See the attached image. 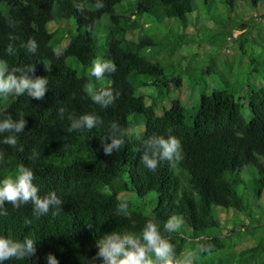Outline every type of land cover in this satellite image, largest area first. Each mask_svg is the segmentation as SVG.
<instances>
[{"label":"trees","instance_id":"trees-1","mask_svg":"<svg viewBox=\"0 0 264 264\" xmlns=\"http://www.w3.org/2000/svg\"><path fill=\"white\" fill-rule=\"evenodd\" d=\"M217 1L216 8L210 0H0L5 75L48 80L43 99L27 92L0 98V121H25L15 146L3 143L12 131L0 133V179L23 165L34 173L38 197L54 193L62 201L47 213L31 200L0 205V237L34 241L33 252L3 264H50L49 256L58 264H105L98 241L116 233L143 243L149 220L175 260L264 264V229L254 231L264 226V90H246L249 122L242 99L226 88L201 94L185 116L187 70L167 72L166 60L155 58L165 37L148 34L142 20L167 33H201L211 23L233 21L229 31L217 30L230 39L246 35L247 21H264V0ZM237 3L242 13L233 11ZM232 29L242 32L233 37ZM227 50L220 45V57ZM97 58L112 65L99 80L90 75ZM105 90L111 93L106 105L92 100ZM86 115L95 118L91 129L82 122ZM170 136L179 148L162 159L156 141ZM113 139L123 145L106 153ZM144 155L156 159V170L142 163ZM120 202H127V213ZM174 215L181 227L166 231Z\"/></svg>","mask_w":264,"mask_h":264},{"label":"clouds","instance_id":"clouds-1","mask_svg":"<svg viewBox=\"0 0 264 264\" xmlns=\"http://www.w3.org/2000/svg\"><path fill=\"white\" fill-rule=\"evenodd\" d=\"M50 27H54L52 24ZM237 30V29H235ZM239 31V30H238ZM235 32V31H234ZM241 34L242 31H239ZM233 37L234 33L232 34ZM35 48V45H32ZM8 51L11 53L12 48L9 46ZM105 69L112 70V65L107 62H102L99 58L92 61L90 66V75L101 79ZM8 71L6 64L0 61V98L7 99L9 94L17 96L27 94L36 99H43L46 92V78L30 79L26 77L13 76L11 74L5 75ZM31 71V69H29ZM105 97L109 99L106 100ZM111 99L110 91H101L92 96L94 102L106 105ZM185 103V100L183 101ZM192 105V104H191ZM82 122L91 129L95 123L93 116L86 115L82 117ZM25 127L23 119L18 122H13L11 118L0 121V133L12 131L13 134L8 135L3 143L10 146L17 144V136L15 133H20ZM73 128L79 127V123L73 124ZM72 129L69 128V131ZM159 146L161 158H170L171 155L179 148L180 141L176 137H169L167 140L160 138L156 141ZM123 145L122 139H113L112 144L105 148V152H111L112 148H119ZM155 155V153H154ZM142 163L150 170L157 169V161L154 158H149L144 155ZM34 173L30 168L23 165L19 166L14 175L0 179V205L5 201L10 202L13 207H18L17 201L26 203L31 200L34 204L35 210L38 213H47L50 206H58L62 203L54 193H50L45 198L37 196L38 188L33 183ZM118 207L122 212H128L127 202H120ZM58 211V209H57ZM57 213H53L56 215ZM166 231H178L181 227V221L177 216H172L163 225ZM142 240L131 235H124L123 237L112 233L105 236L104 239L98 241L99 253L98 255L104 258L105 264H190V261H181L173 259L172 245L161 237L156 223L149 220L142 231ZM33 239L28 238L23 244L13 242L11 239L0 237V264L13 257L17 259L24 258L28 253L34 251ZM50 264H58L57 260L52 256L48 257Z\"/></svg>","mask_w":264,"mask_h":264},{"label":"rangeland","instance_id":"rangeland-1","mask_svg":"<svg viewBox=\"0 0 264 264\" xmlns=\"http://www.w3.org/2000/svg\"><path fill=\"white\" fill-rule=\"evenodd\" d=\"M196 3L198 5L199 3L202 4L199 0ZM210 3L217 8L219 1L210 0ZM238 5L239 3L235 5L233 11L242 13L243 11L237 7ZM226 7L228 6L226 5ZM259 8V13H262L264 3ZM210 10L212 14L220 17L219 9L213 10L211 8ZM200 13L202 15L201 20H205L204 12L200 11ZM251 15L254 17L258 13L253 12ZM196 16L198 17V15H193L194 19ZM142 20L145 21L144 30L148 34L165 37L161 41L160 46L162 47L155 53V58L161 61L166 60L168 63L167 72L171 74L177 73L176 71L187 70L186 74L182 76L183 86L188 89L187 92L184 90V93H186L185 103L183 104L186 109L185 116L191 111L192 106L196 104L201 94L209 95L213 90L226 88L230 89L236 100L242 99V116L247 122L251 120L250 110L246 107L244 100L247 97L246 90H264V21H247L248 31L246 35L239 39H230L228 36L223 37V33L217 32V30L224 28L229 31L234 24L233 21H221L220 24L211 23L203 28L201 33H196L190 29L167 33L164 27L153 20ZM71 24L73 25L74 22L71 21ZM99 26L95 28L94 32L97 37H101L102 33L104 34V32L99 33ZM172 28L174 29V27ZM231 31L234 36L240 33L235 29ZM178 42L179 44L176 45ZM223 44H227L229 48L223 53L228 55L227 58L224 57L225 55L220 57V45ZM174 57H182L181 63L178 59L174 63ZM225 81L228 82L230 87L225 84ZM171 96L173 95L171 94ZM163 98L167 100L166 103L169 105L171 99L166 96H163ZM191 104L193 105L191 106ZM187 123H190V121L187 120ZM246 221L249 222L248 219ZM263 229L264 226H260L254 231L259 232ZM261 233L264 234V230Z\"/></svg>","mask_w":264,"mask_h":264}]
</instances>
